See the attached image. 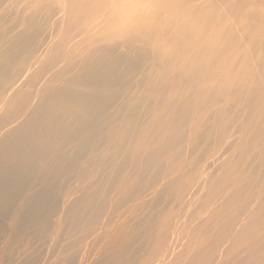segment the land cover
<instances>
[{
    "label": "bare ground",
    "instance_id": "6f19581e",
    "mask_svg": "<svg viewBox=\"0 0 264 264\" xmlns=\"http://www.w3.org/2000/svg\"><path fill=\"white\" fill-rule=\"evenodd\" d=\"M0 228L34 264H264V0H0Z\"/></svg>",
    "mask_w": 264,
    "mask_h": 264
},
{
    "label": "rangeland",
    "instance_id": "374dc122",
    "mask_svg": "<svg viewBox=\"0 0 264 264\" xmlns=\"http://www.w3.org/2000/svg\"><path fill=\"white\" fill-rule=\"evenodd\" d=\"M77 233H78L77 231L76 232L72 231V234H74V237H75V234H77ZM35 241L36 240H34V239H28V238H26V241H25V237H23V238H20L17 242H15V241L10 242L7 240L6 234L4 232H2V229L0 228V264H30V263L34 264L33 261L37 257H38V259L41 257L40 260L43 261L42 257L45 255L46 246L43 244L42 241H37L34 244ZM31 244H32V246H31ZM38 244H40L41 246H39ZM21 247H23V248H21ZM28 247L29 248L32 247V248L28 249ZM37 253H39L41 255H38ZM69 253H71V254H69ZM69 253H68L69 255L66 254L67 258H66V261L64 262V264H79L78 263L79 260H78V258H76L78 253H76L75 256L73 255L72 252H69ZM31 257L32 258L34 257V258L32 259ZM73 258H75V259H73ZM40 263H43V262H40ZM40 263H35V264H40ZM83 264H85V263L83 262ZM89 264H91V263H89Z\"/></svg>",
    "mask_w": 264,
    "mask_h": 264
}]
</instances>
